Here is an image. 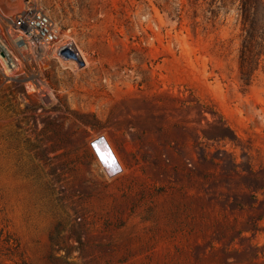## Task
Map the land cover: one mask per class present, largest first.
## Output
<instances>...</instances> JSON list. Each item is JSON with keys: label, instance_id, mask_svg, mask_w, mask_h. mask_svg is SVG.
<instances>
[{"label": "rangeland", "instance_id": "rangeland-1", "mask_svg": "<svg viewBox=\"0 0 264 264\" xmlns=\"http://www.w3.org/2000/svg\"><path fill=\"white\" fill-rule=\"evenodd\" d=\"M22 6L0 0V264H264V58L242 76L239 2L43 0L52 46L9 28Z\"/></svg>", "mask_w": 264, "mask_h": 264}, {"label": "trees", "instance_id": "trees-1", "mask_svg": "<svg viewBox=\"0 0 264 264\" xmlns=\"http://www.w3.org/2000/svg\"><path fill=\"white\" fill-rule=\"evenodd\" d=\"M241 24L239 67L249 80L264 58V2L263 0H237Z\"/></svg>", "mask_w": 264, "mask_h": 264}, {"label": "built area", "instance_id": "built-area-1", "mask_svg": "<svg viewBox=\"0 0 264 264\" xmlns=\"http://www.w3.org/2000/svg\"><path fill=\"white\" fill-rule=\"evenodd\" d=\"M21 1V11L8 19L9 28L20 32L27 40L36 39L42 45L52 46L58 42V32L52 25L55 17L41 6L43 0Z\"/></svg>", "mask_w": 264, "mask_h": 264}, {"label": "water", "instance_id": "water-1", "mask_svg": "<svg viewBox=\"0 0 264 264\" xmlns=\"http://www.w3.org/2000/svg\"><path fill=\"white\" fill-rule=\"evenodd\" d=\"M63 53L66 56L80 62V59H78L77 55L73 51L65 50ZM91 147H92L97 159L102 164L106 174L109 177L114 176L120 172V168H119L117 162L115 161L113 155L109 151V149H108V147L104 141V138L100 137V138L96 139L95 141H93L91 143Z\"/></svg>", "mask_w": 264, "mask_h": 264}, {"label": "bare ground", "instance_id": "bare-ground-1", "mask_svg": "<svg viewBox=\"0 0 264 264\" xmlns=\"http://www.w3.org/2000/svg\"><path fill=\"white\" fill-rule=\"evenodd\" d=\"M52 25H53V27L55 28V30L58 32V28H57V25H58V23L57 22H55L54 23V21L52 22ZM34 39V38H33ZM36 40V39H35ZM56 44V43H55ZM63 44H60L59 46H57L55 49H54V55H56V51H57V49H58V47H60V46H62ZM51 48V47H50ZM74 48V47H73ZM61 49V48H60ZM72 51H73V49H71ZM74 53L77 55V57H78V59L80 58L81 59V57H82V55L78 52V51H76V49H75V51H74ZM72 61V60H71ZM73 64V63H72ZM105 141V140H104ZM105 143H106V145H107V147H108V149H109V151L111 152V154L113 155V157H114V159H115V161L117 162V164H118V166H119V163H118V161L116 160V158H115V156H114V154H113V152H112V150H111V148H110V146L108 145V143L105 141ZM94 152V151H93ZM101 164V163H100ZM101 166H102V164H101ZM102 168H103V166H102ZM119 168H120V166H119ZM103 170H104V168H103Z\"/></svg>", "mask_w": 264, "mask_h": 264}]
</instances>
